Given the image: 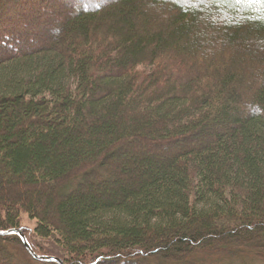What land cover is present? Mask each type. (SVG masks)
<instances>
[{
    "label": "trees",
    "instance_id": "1",
    "mask_svg": "<svg viewBox=\"0 0 264 264\" xmlns=\"http://www.w3.org/2000/svg\"><path fill=\"white\" fill-rule=\"evenodd\" d=\"M30 1L52 3L0 0V231L65 264H264V3L115 0L54 30ZM0 264L56 263L12 234Z\"/></svg>",
    "mask_w": 264,
    "mask_h": 264
},
{
    "label": "rangeland",
    "instance_id": "2",
    "mask_svg": "<svg viewBox=\"0 0 264 264\" xmlns=\"http://www.w3.org/2000/svg\"><path fill=\"white\" fill-rule=\"evenodd\" d=\"M48 1V3H49V1H52V3H49L50 5L49 6H47L46 8H44V9H40L41 11H39V8H38V10H37V8H34V6L36 5L33 1H30V4H32V8H34L36 11H34V13L37 15L38 14V11L39 12H41L40 14L42 15L41 16V19H44V13H48V12H50V11H52V8H53V6H56L55 4L56 3H58V5H61V4H59V3H61V1L60 0H47ZM63 1H65V0H63ZM83 2V1H82ZM115 2V0H87V6L86 5H83V6H81L80 7V9L77 7V6H74V7H67V6H62L61 5V7H63V10H64V14H62V16H57L56 18H55V21L56 22H53V23H51V22H49L50 23V25H49V28H53L54 30H57V29H60L61 28V22H62V20H65L67 17H69V16H71V14H73L74 12H76V11H84V10H86V9H89V6H92V5H96V6H98V7H101V8H104L105 6H109V5H111V4H113ZM15 9H16V7H15ZM55 10V9H54ZM22 11H24L25 13H27L26 15H30V10L29 9H27L26 7H25V9H22ZM32 11V10H31ZM56 11V10H55ZM28 25V24H27ZM26 25H21L20 27H25ZM34 28V30H36V32L37 31H45L47 28H48V26H46L45 28L43 27H41V25H38V26H34L33 27ZM57 33L58 32H55L54 34H52L51 36L53 37V38H56V36H57ZM21 35V36H20ZM19 35V40H20V37H22V36H24L23 34H20ZM24 37H26V36H24ZM51 40V39H50ZM26 41H27V39H26ZM28 43H33L34 45H36V43H37V41H29ZM21 46V45H20ZM20 46H17V47H20ZM25 46H27V45H25ZM22 47V46H21ZM28 47V46H27ZM139 68H141V67H139ZM164 150H165V148H164ZM171 150V149H170ZM96 178V181H99L101 178L98 176V177H95ZM20 221H21V225H22V227H23V229H28L29 231H31V230H33L34 229V226H35V220H33V219H30L25 213H23V212H21V214H20ZM29 238H30V240L32 241V242H35L36 244H38L37 246H42L43 248H44V250H42V251H44V252H48L47 251V249L48 250H50V251H52L53 253H59L60 254V252L58 251L59 249H58V247H57V245L54 243V241L53 240H51V239H49V240H41V239H39V238H37V237H35V236H31V235H27ZM31 236V237H30ZM50 255H52V256H55V257H57L55 254H51L50 253ZM58 258V257H57Z\"/></svg>",
    "mask_w": 264,
    "mask_h": 264
},
{
    "label": "water",
    "instance_id": "3",
    "mask_svg": "<svg viewBox=\"0 0 264 264\" xmlns=\"http://www.w3.org/2000/svg\"><path fill=\"white\" fill-rule=\"evenodd\" d=\"M12 234H16L19 236L24 248L27 250L29 255L34 260H37L40 262H51V263H56V264H65L60 258H57L55 256L43 255V254H38V253L34 252L33 249L31 248V246L29 245L27 239L25 238L23 232L20 229L11 228L8 230L0 231V235H12Z\"/></svg>",
    "mask_w": 264,
    "mask_h": 264
},
{
    "label": "bare ground",
    "instance_id": "4",
    "mask_svg": "<svg viewBox=\"0 0 264 264\" xmlns=\"http://www.w3.org/2000/svg\"><path fill=\"white\" fill-rule=\"evenodd\" d=\"M61 3L64 5L65 3H68V2L67 1H62ZM55 5H56V6H54L55 10L56 11H59L60 10V7L58 6V3H56ZM27 31H28V34H31L33 32V30L31 29V25H29V28L27 29ZM26 38H28V37H26ZM36 38L37 37H35L34 39H36Z\"/></svg>",
    "mask_w": 264,
    "mask_h": 264
},
{
    "label": "snow or ice",
    "instance_id": "5",
    "mask_svg": "<svg viewBox=\"0 0 264 264\" xmlns=\"http://www.w3.org/2000/svg\"><path fill=\"white\" fill-rule=\"evenodd\" d=\"M261 3H264V0H260Z\"/></svg>",
    "mask_w": 264,
    "mask_h": 264
}]
</instances>
